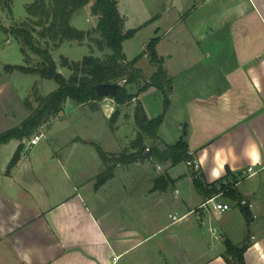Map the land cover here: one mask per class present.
Segmentation results:
<instances>
[{
  "label": "crops",
  "instance_id": "0c3cea01",
  "mask_svg": "<svg viewBox=\"0 0 264 264\" xmlns=\"http://www.w3.org/2000/svg\"><path fill=\"white\" fill-rule=\"evenodd\" d=\"M150 9L147 22L159 37L155 50L171 83L158 137L172 145L185 128L202 181L229 182L251 203L250 221L222 194L215 200L230 208L214 212L187 162V171L177 175V164L153 158L118 165L96 187L103 164L93 140L71 137L74 153L63 144L37 149L47 128L66 118L61 111L35 131L36 144L30 137L0 145V264H228L226 240L238 247L248 242L245 264H264V0H151ZM149 63L151 76L156 66ZM154 88L137 93V100ZM7 89L0 113L14 123H2L0 133L30 114L10 111L8 96L19 94L23 105L26 96ZM103 99L109 103L96 110L104 109L108 119L113 99ZM172 110L181 114L176 130L163 133ZM94 115L85 118L92 122ZM19 144L20 159L7 170ZM165 175L171 180L165 189H153ZM207 232L216 243L207 244Z\"/></svg>",
  "mask_w": 264,
  "mask_h": 264
},
{
  "label": "trees",
  "instance_id": "16d2710c",
  "mask_svg": "<svg viewBox=\"0 0 264 264\" xmlns=\"http://www.w3.org/2000/svg\"><path fill=\"white\" fill-rule=\"evenodd\" d=\"M91 2V12L98 19L95 27L92 30L75 27L71 23L72 18ZM26 12L27 20L10 27L0 25V28L17 41L20 52L27 62L30 60V54L35 55L38 61L36 64H6L4 70L8 73L19 71L24 74L37 75L42 79L53 81L56 87L46 95L36 94L37 106L35 107L32 106L29 99H24V106L30 111L29 116L19 126L0 133V145L11 139L23 140L32 137L40 126L49 122L62 111L63 104L67 99H72L78 105L88 104L95 109L98 101L102 99L96 93L95 87L104 83H116L119 84V89L113 100L117 107L128 104L133 98H137V93L154 86L163 94V112L154 118H148L142 103L137 100L133 110V120L137 131L135 137L130 141L128 149L114 154L105 151L100 145L92 143L103 164V169L96 176L95 186L99 187L113 177L118 165L126 166L140 159L153 158L160 163L169 162L170 165L193 160V155L185 140V128L181 137L172 145L163 144L158 137L159 126L170 105L169 87L171 85L162 66V61L155 50L159 37L151 38L142 54L132 60H127L122 50V44L131 38L139 27L124 31V18L119 13L117 0H32L26 5ZM92 32L98 36L90 39L96 44L97 50L104 52L103 56L89 53L83 55L79 60H69L66 56L61 55L60 64L57 63L51 54L50 45L57 48L64 42H82L90 37ZM142 55H146L149 61L156 66V70L148 79L136 66ZM58 65L65 68L69 75L65 76L59 72ZM139 82H143V84L138 88L137 93H130L127 87ZM118 115V109H115L110 115L109 122L112 125L116 122ZM145 139L152 141L149 147L145 145ZM22 150L23 145L19 144L8 163L7 170L17 164ZM145 152H148L147 157H143ZM191 166V175L195 186L205 199L222 194L236 201L246 222L250 221L251 215L248 208L240 204L244 198L231 187L229 182L224 184L219 180L205 184L198 169ZM168 181L171 180L166 175L156 178L153 189H165ZM225 243V260L228 264H245L243 253L248 247V242L240 247L227 240Z\"/></svg>",
  "mask_w": 264,
  "mask_h": 264
},
{
  "label": "rangeland",
  "instance_id": "374dc122",
  "mask_svg": "<svg viewBox=\"0 0 264 264\" xmlns=\"http://www.w3.org/2000/svg\"><path fill=\"white\" fill-rule=\"evenodd\" d=\"M32 0H0V25L10 27L14 24H18L28 19L26 12V5ZM118 10L122 16H124V29H132L140 27L136 33L129 39L125 40L122 44L123 53L127 60H132L142 53L143 45L154 36L152 27L149 22V15L151 11V0H117ZM91 3L87 4L72 18V24L77 28L84 30H92L97 23V16L91 12ZM10 8V12H9ZM148 21V22H147ZM96 33L91 34L82 42H64L59 47L54 48L50 45L51 54L54 59L60 64V56H66L69 60H79L83 55L92 53L97 56H103L104 52L97 50L96 44L90 38H96ZM43 43V41H42ZM44 45V43H43ZM107 51V50H106ZM1 61H5L12 65H25V64H36L38 58L30 54V60L27 62L24 56L20 52V47L17 41L7 33L3 32L0 28V64ZM137 66L141 68L145 78L148 79L152 73V65L149 60L141 57ZM58 71L63 73L65 76L69 75V72L58 65ZM8 83L5 85L4 81ZM3 81V82H2ZM143 82L128 86L130 93L136 94L137 90ZM56 87V84L51 80H45L37 75L24 74L19 71H13L11 73L5 72L2 67L0 68V112L3 111V97L2 90L6 88H12L14 91L24 93L25 98L29 99L32 106H37L35 102V95H46ZM7 89V90H8ZM16 97L8 96L7 99L10 101V111L19 112L24 110L23 102L18 100ZM163 94L160 90L154 88L153 91H148L141 95L140 101L144 108L147 110L149 115H159L163 112ZM137 98H133L131 102L126 105L119 106L113 102L111 107L113 110L118 109L119 115L116 122L112 125L106 119V111L103 109L99 113L96 108H91L88 104L78 105L72 99H67L62 108V113L66 115V118L62 122H55L48 129L50 133L46 138H41L37 149L45 147L47 143L52 144H63L67 145L69 153L73 152L72 143L70 142L71 137L78 135L81 137L93 140L95 143L100 145L105 151H116L114 154L123 152L129 147V138L135 137L134 123H133V109ZM109 103V99L102 98L98 101L97 106H104ZM87 113H95L92 122L90 118H85ZM172 119L166 123V127H162L163 133L165 131L176 130L175 121L179 120L181 114L179 111L172 110L170 113ZM8 124L11 125L13 120L2 117L0 113V125ZM46 129V130H47ZM34 137V136H32ZM31 137V138H32ZM170 141L169 139H167ZM168 143V142H166ZM119 144V145H117ZM151 141H147L145 144L147 147L151 145ZM126 146V147H125ZM125 147V148H123ZM11 160V159H10ZM187 171L185 162H181L174 167L173 174H181ZM211 208V205H210ZM176 210H170L169 213L175 214ZM167 215V214H166ZM193 217V216H192ZM167 218V216H166ZM167 220H169L167 218ZM212 220L215 221L213 218ZM207 244L216 243L215 239L209 232H207Z\"/></svg>",
  "mask_w": 264,
  "mask_h": 264
},
{
  "label": "built area",
  "instance_id": "2783aa9c",
  "mask_svg": "<svg viewBox=\"0 0 264 264\" xmlns=\"http://www.w3.org/2000/svg\"><path fill=\"white\" fill-rule=\"evenodd\" d=\"M39 139H40V135H35L33 138L30 139L29 142H30L31 145H34V144L37 143V141ZM187 164L189 166L193 165L194 169H197V167H198L197 164L194 163V162H187ZM251 170H252V168H250V167L247 169L248 172H251ZM206 203H210L211 209L214 212H217L219 214H221V213L229 210V208H230L229 204H227V203H221V202L216 201L215 200V196L212 197V198H210V199H208L206 201ZM240 204L242 206H246L248 209H251V207H252L251 203L247 199L241 200ZM173 218H175V217H173Z\"/></svg>",
  "mask_w": 264,
  "mask_h": 264
},
{
  "label": "water",
  "instance_id": "95a60500",
  "mask_svg": "<svg viewBox=\"0 0 264 264\" xmlns=\"http://www.w3.org/2000/svg\"><path fill=\"white\" fill-rule=\"evenodd\" d=\"M119 89V84L116 83H104V84H99L95 87V91L96 93L102 97V98H111L113 99L116 92ZM148 156V152H145L143 154V157H147Z\"/></svg>",
  "mask_w": 264,
  "mask_h": 264
},
{
  "label": "clouds",
  "instance_id": "9594fccd",
  "mask_svg": "<svg viewBox=\"0 0 264 264\" xmlns=\"http://www.w3.org/2000/svg\"><path fill=\"white\" fill-rule=\"evenodd\" d=\"M254 248L257 250H260V245L256 244V245H254ZM262 258H264V253H262Z\"/></svg>",
  "mask_w": 264,
  "mask_h": 264
}]
</instances>
